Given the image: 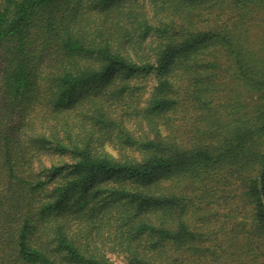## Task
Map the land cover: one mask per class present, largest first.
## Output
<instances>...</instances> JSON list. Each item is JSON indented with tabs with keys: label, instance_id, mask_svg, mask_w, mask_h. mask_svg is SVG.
Here are the masks:
<instances>
[{
	"label": "trees",
	"instance_id": "obj_1",
	"mask_svg": "<svg viewBox=\"0 0 264 264\" xmlns=\"http://www.w3.org/2000/svg\"><path fill=\"white\" fill-rule=\"evenodd\" d=\"M166 3L179 21L159 16ZM262 9L0 0V264H117L108 249L123 264H185L218 235L203 250L214 261L264 264ZM147 77L137 138L114 103ZM93 136L140 156L101 153ZM46 148L63 160L38 170Z\"/></svg>",
	"mask_w": 264,
	"mask_h": 264
},
{
	"label": "rangeland",
	"instance_id": "obj_2",
	"mask_svg": "<svg viewBox=\"0 0 264 264\" xmlns=\"http://www.w3.org/2000/svg\"><path fill=\"white\" fill-rule=\"evenodd\" d=\"M161 3V2H160ZM217 4V3H216ZM166 8V10L162 11L163 13H160L159 16H166L169 19L175 18L178 20L177 16H175L174 12H173V6H170L168 3H166L164 5ZM217 11H219V9H217ZM200 12H203L206 14L207 10H194L193 13L194 15L196 14V16H194V21L198 22L199 20H202V18H200V16H197ZM258 18L256 20L253 21V27H252V32L255 34L252 36V38L254 40H256L257 42H262L264 43V36L262 35V33H264V9H262L258 16ZM199 18V19H197ZM179 21V20H178ZM184 21H186V18L184 17ZM154 39V38H153ZM150 43H153V41H150ZM155 45V43L153 44ZM264 45V44H263ZM150 48L149 46L146 44V48L145 46H143L142 48H138V51L140 53L143 54H148ZM143 86L144 89H140L139 91L136 92V94H127L123 100L118 101L116 103H114V105L116 106V109L118 110V112L121 114L123 113L124 118H125V129L129 130L132 132V134L134 136L138 137H145V133L146 131H148L147 127L145 126L144 120H141V115H138V112L140 110L141 106H144L146 104V99L149 96V92L151 91V89L153 88V84H154V79L152 77L150 78H146L143 81ZM115 109V106H113ZM49 131V130H48ZM163 134H167L168 131H166V129L162 130ZM112 133V132H110ZM109 133V134H110ZM95 138V140H93V142L96 143V141H99L101 143L100 146H98V144L96 143V149L97 151L104 153V154H108L110 156L113 157H122V155L128 154L130 156H137L139 157V151L138 148H130L129 145H121V141L114 136L113 140L111 141L110 139L105 137V142L103 141V143L101 142V139H96L95 136H93ZM64 158L66 160H68V157ZM61 160H63V158H61L60 156H56L55 153L52 151V149H48L46 148V150L43 151L42 156H41V163L37 162L36 163V169L41 170L43 167L45 166H50L51 163L55 162H60ZM130 180V179H129ZM137 183V182H136ZM218 206V204H217ZM227 204L223 203L221 205H219V213L223 215V217H218L221 218V220L227 219V217L225 215H227L229 213L228 209H227ZM218 218L214 217L212 220L211 225L213 227H215L216 224V220H218ZM223 218V219H222ZM104 232H107V227H103L102 228ZM227 232V231H226ZM94 234L96 235L97 233L94 232ZM109 236V233L105 234V238ZM97 238H99V236L96 235ZM216 236L213 234V238H215ZM224 240V235H218L216 241H214V239H210L207 243H205L204 245L201 244V251L200 252H196L194 254V256L192 258H196L193 262H185V264H237V261H228L225 258H222L219 262L214 261V255L209 251V252H204L203 250L207 248L213 249L214 248V244L218 243V242H223ZM108 245V244H107ZM109 246V245H108ZM110 247V246H109ZM109 251L107 252L108 255L110 256V258L115 261L117 264H123L126 259L124 254L120 253L121 251H116V250H111L108 249ZM218 250V249H217ZM221 248H219V252ZM1 256L4 259L5 262L8 261V259H10L8 256H4L3 252L1 251ZM11 264V263H10Z\"/></svg>",
	"mask_w": 264,
	"mask_h": 264
}]
</instances>
